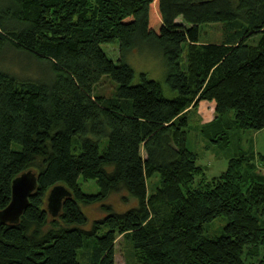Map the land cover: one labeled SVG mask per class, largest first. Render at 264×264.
I'll return each mask as SVG.
<instances>
[{"label":"trees","instance_id":"trees-1","mask_svg":"<svg viewBox=\"0 0 264 264\" xmlns=\"http://www.w3.org/2000/svg\"><path fill=\"white\" fill-rule=\"evenodd\" d=\"M210 22L226 23L223 38L201 42ZM113 42L116 62L101 47ZM141 48L161 54L176 95L143 73L133 83L126 56ZM12 52L48 70L19 78L2 62ZM104 77L108 97L94 92ZM201 101L214 102V125L264 128V0H0V210L13 178L36 175L18 222L0 223V264H115L118 236L128 264H264V154L208 177L186 145ZM58 184L70 196L52 217ZM219 216L222 234L206 236Z\"/></svg>","mask_w":264,"mask_h":264},{"label":"rangeland","instance_id":"rangeland-1","mask_svg":"<svg viewBox=\"0 0 264 264\" xmlns=\"http://www.w3.org/2000/svg\"><path fill=\"white\" fill-rule=\"evenodd\" d=\"M181 18L176 21L180 22ZM227 25L225 22H210L200 24L199 40L201 42H218L223 38ZM260 34H255L249 39L250 44L258 41ZM105 54L114 62L117 61L119 53L117 52V42L102 44ZM8 53L2 60L9 69H14L19 78H42L47 71L45 62H37L32 58H28L22 53ZM126 62L133 69V83L141 80L140 74H145L148 79L159 81L163 88V94L166 97H173L176 92L171 90L165 81L166 67L161 54L155 50L151 51L146 48L132 50L126 56ZM182 68H185V62H182ZM35 74L37 77H34ZM33 76V77H32ZM115 90V83L108 77L100 79L95 87L94 92L104 96H111ZM189 124L186 128L187 148L196 154L197 163L205 169L208 177L218 175L226 169L227 162L230 157L252 148L255 152L264 154V128L254 130H236L229 124V118L223 120L220 124L214 125V102L201 101L189 113ZM231 118L232 112L229 113ZM228 116V115H227ZM222 125V126H221ZM237 133H236V132ZM107 140L104 139L100 144L102 151ZM142 155H144L142 153ZM258 168L264 173V164H258ZM81 190L84 193L95 194L99 191L95 180L83 178L79 179ZM159 183L158 175L155 174L148 179V189L151 191L156 184ZM122 207H125L122 206ZM226 222L224 217H216L204 226L206 236H219L223 232V226ZM260 224L264 226V219L260 217ZM128 244L123 236H118L115 244V264H128L126 253L128 252Z\"/></svg>","mask_w":264,"mask_h":264},{"label":"water","instance_id":"water-1","mask_svg":"<svg viewBox=\"0 0 264 264\" xmlns=\"http://www.w3.org/2000/svg\"><path fill=\"white\" fill-rule=\"evenodd\" d=\"M36 187V175L26 170L11 181V196L8 204L0 210V223H17L28 203V197ZM70 196V191L63 185H54L46 196L48 213L55 217L61 210L62 201Z\"/></svg>","mask_w":264,"mask_h":264}]
</instances>
